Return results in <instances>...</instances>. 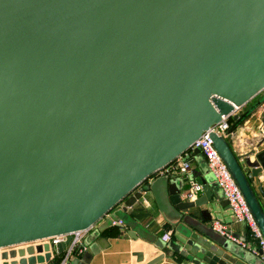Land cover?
Segmentation results:
<instances>
[{"label": "water", "instance_id": "water-1", "mask_svg": "<svg viewBox=\"0 0 264 264\" xmlns=\"http://www.w3.org/2000/svg\"><path fill=\"white\" fill-rule=\"evenodd\" d=\"M262 91L264 0H0V264H51L102 219L96 235L127 226L135 237L131 214L148 193L183 220L218 184L181 166L229 116V134L210 138L264 238V149L231 146L264 99L237 110ZM197 176L202 194L189 200ZM177 231L183 242L139 234L163 250L144 264L169 251L194 264H264ZM87 245L66 264L87 263Z\"/></svg>", "mask_w": 264, "mask_h": 264}, {"label": "crops", "instance_id": "crops-1", "mask_svg": "<svg viewBox=\"0 0 264 264\" xmlns=\"http://www.w3.org/2000/svg\"><path fill=\"white\" fill-rule=\"evenodd\" d=\"M257 98L250 100L244 107L238 110L241 113L250 102L255 101ZM259 145V146H258ZM231 146L237 154H243L251 149L260 151L264 149V101L261 102L252 112L243 120V122L236 129V137L232 140ZM182 158L171 163L167 168L172 169L180 164ZM192 162L189 165L190 170L203 174V169L207 168L206 161L203 155L191 158ZM162 173V172H160ZM155 173L148 178V182L154 180L155 177L160 175ZM208 173L209 183H213L211 174ZM261 180L264 185L263 174ZM199 182V177L194 178ZM255 187L257 181L252 179ZM215 194L212 199L205 205L194 207L189 210L183 211L185 218L181 221L170 219L159 209L153 194L148 193L145 198L139 201V205L132 211L131 218L137 223V236L134 237L130 227H125L121 232L114 230L112 233H107L108 228L104 232L101 231L98 235L95 234L97 228L105 224L104 219L100 220L102 223H97L89 229L83 236L81 243H88L87 251L89 258L85 264H144L151 258L160 254L163 250L159 248L155 242L141 237L148 236L149 238H163L165 235L170 234V238L177 242H183L185 236L180 234L177 229L181 227L182 230L189 234H197L204 238L206 242H223L228 241L232 245L240 247L243 253H249L253 257H260L255 252L256 238L251 234L247 226L239 221H236L232 215L228 203L225 202L223 193L219 186H216ZM202 192L199 193V196ZM264 205V203H263ZM213 218L220 219L228 228L237 236L242 238L244 245L236 244L224 236H218L212 229L210 222ZM99 221V222H100ZM116 229V228H114ZM103 232V233H102ZM107 233V234H106ZM131 233L132 235H128ZM140 234V235H139ZM154 236V237H153ZM164 239V238H163ZM90 247H95L97 251H92ZM135 252H143V261L137 262ZM261 258V257H260ZM62 255H60L51 264H61ZM156 264H194L193 262L172 253L167 252L165 257Z\"/></svg>", "mask_w": 264, "mask_h": 264}, {"label": "built area", "instance_id": "built-area-1", "mask_svg": "<svg viewBox=\"0 0 264 264\" xmlns=\"http://www.w3.org/2000/svg\"><path fill=\"white\" fill-rule=\"evenodd\" d=\"M230 118L231 116L223 117L221 122L212 125L209 130L203 132L202 135L191 145L190 150L194 147L200 148V153L203 155L210 173L213 175L216 183L221 189L224 199L227 201L234 219L244 223L251 234L256 238L257 243L255 252L264 262V238L257 227L254 217L241 191L229 173L225 163L222 161L221 157L214 148L210 138L211 132H215L218 135L226 137L229 134L228 128L231 124ZM181 170L189 172V165L186 163L182 164ZM200 192H202V185L199 182H192L189 189L184 193V197L189 200H194L199 196ZM210 225L212 229L221 236L230 239L236 244L244 245L242 238L235 235L220 219L213 218L210 222ZM87 231L88 230L78 231L72 235L71 246L65 252L61 264L67 263L68 258L72 254V248L81 244V240ZM66 237L67 235H58L46 240H49L52 245L56 246L59 242L65 241ZM163 238L168 240L170 238V234L165 235ZM259 250L261 251L260 253Z\"/></svg>", "mask_w": 264, "mask_h": 264}, {"label": "rangeland", "instance_id": "rangeland-1", "mask_svg": "<svg viewBox=\"0 0 264 264\" xmlns=\"http://www.w3.org/2000/svg\"><path fill=\"white\" fill-rule=\"evenodd\" d=\"M256 100L255 101H253V102H250L249 103V106H246L245 108L246 109H249L250 107H252V106H257L258 105V103H259V101H261L262 99H264V91H262L261 93H259L257 96H256ZM246 109H244V110H246ZM243 110V111H244ZM242 111V112H243ZM207 167V166H206ZM207 169V171H208V168H206ZM209 173H210V171H209ZM211 177L213 178V181H214V183H216V181H215V179H214V177L211 175ZM114 210H116V209H114ZM118 214H120V213H117V212H114V215L115 216H119ZM99 224L100 223H102V221H100V222H98ZM97 225V224H96Z\"/></svg>", "mask_w": 264, "mask_h": 264}, {"label": "trees", "instance_id": "trees-1", "mask_svg": "<svg viewBox=\"0 0 264 264\" xmlns=\"http://www.w3.org/2000/svg\"><path fill=\"white\" fill-rule=\"evenodd\" d=\"M230 121H231V123L233 122V119H232V117L230 118ZM114 228H116V229H114ZM114 230H116L117 232H121V230L119 229V228H117V227H110V229H108V232L107 233H112ZM105 230H103V232H104ZM102 232V233H103ZM106 233V234H107Z\"/></svg>", "mask_w": 264, "mask_h": 264}]
</instances>
